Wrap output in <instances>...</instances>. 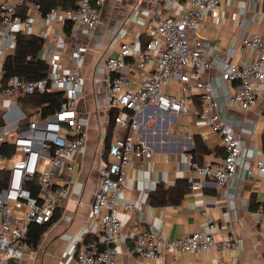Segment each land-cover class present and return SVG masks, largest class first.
Masks as SVG:
<instances>
[{
	"label": "crops",
	"instance_id": "1",
	"mask_svg": "<svg viewBox=\"0 0 264 264\" xmlns=\"http://www.w3.org/2000/svg\"><path fill=\"white\" fill-rule=\"evenodd\" d=\"M36 4L27 0L20 8L23 17L32 15L38 20L41 14ZM187 8L188 0H103L100 21L91 35L72 33L68 26L67 31L68 23L60 25L52 18L47 19L49 27L44 31L35 24L34 34L42 36L44 43L59 39L65 49L63 63L78 65L85 77L77 119L85 128L86 142L83 148L70 154L68 163L72 168H61L53 177L56 185L69 188V194L57 207L40 240L36 245L28 242L24 256L9 260L8 264H75L82 245L102 233L101 223L90 216V209L101 181L100 167L111 158L109 143L115 133L124 130L117 127L115 121L111 124L114 109L109 102L110 79L122 74L129 79L128 86L138 87L142 77L152 68L151 63L144 69L125 66L114 73L107 68L106 58L119 57L122 43L132 41L134 45L126 59L132 62L150 40V26L157 18L182 15ZM196 32L208 41L206 58L213 63L212 68L202 71L201 77L214 81L220 115L238 134L243 146L238 166L247 169L255 165L256 159H264V87L258 90L257 105L242 110L231 99L236 82L224 80L222 71L229 64L242 65L253 59L252 50L242 49V40L255 33L264 36V0H220L218 7L204 12ZM78 41L87 44L88 50L84 58L74 61L70 51ZM158 47L155 46L154 51ZM187 69L191 71L192 66ZM0 78L4 82L2 70ZM164 89L180 94L178 77L170 79ZM18 97H0V115L4 120L0 127L12 129L16 122L24 125L29 119L40 116L20 119L25 112ZM189 97L185 113L175 114L154 106L139 113L140 127L136 135L152 149V154L134 158L126 169L122 202H132L141 208L132 214L121 204L118 211L124 224L118 239L119 264H264V173L255 177L235 175L224 185L211 180L191 183L178 203L157 205L150 201L151 192L160 183L170 187L182 178L190 182L203 178L189 164L191 157L200 164H218L225 155L219 133L193 115L194 109L203 107L196 84ZM13 162V158H8L0 164V182L2 172L7 174V181ZM28 209L24 204L15 208V212L25 215ZM208 217L213 218L217 227L210 228ZM150 226L166 238L196 231L207 233L212 229L217 240L235 237L236 246L221 250L212 247L177 253L164 251L150 258L129 253L137 232Z\"/></svg>",
	"mask_w": 264,
	"mask_h": 264
},
{
	"label": "built area",
	"instance_id": "2",
	"mask_svg": "<svg viewBox=\"0 0 264 264\" xmlns=\"http://www.w3.org/2000/svg\"><path fill=\"white\" fill-rule=\"evenodd\" d=\"M27 0H5L0 2V70L4 72L5 58L16 47L17 34H34L35 24L44 31L49 27L47 19L52 18L60 25L68 23L72 33L90 34L96 29L101 17L103 0H74L70 9L51 7L44 14L41 5L35 7L41 14L23 15L20 8ZM220 0H188V8L182 15L165 16L156 19L150 26V40L140 50L132 62L126 59L134 45L126 41L121 45L119 57H107L106 66L111 72L121 71L125 66L152 68L142 77L138 87L128 86L129 79L115 74L110 79V106L117 110L115 125L123 132L113 135L108 152L110 160L100 167L101 181L95 193L90 216L102 226V233L82 245L77 251L75 264H119L118 239L123 230V222L118 217L121 204L132 214L141 208L124 201L126 169L136 157H150L152 149L140 142L136 131L140 127L139 113L148 106L175 114L185 113L194 85L200 91L203 107L194 109L195 119L217 131L223 141L225 155L218 164H200L192 157L189 164L203 176L191 180L192 184H202L211 180L224 185L235 175L255 177L264 173V159H256L255 165L240 169L238 160L243 146L238 134L221 117L216 85L211 79L201 77L204 69L213 67L206 58L208 41L196 32L207 9L218 7ZM159 46L154 51V47ZM243 50H252L253 59L242 65L229 64L222 71L226 81H235L236 89L232 101L242 110L254 108L258 103V90L264 87V36L255 33L242 40ZM88 46L76 42L70 51L74 61L84 58ZM64 45L59 39L43 43L40 56L48 64V75L37 80H25L18 76L0 80V97L20 96L45 91H59L63 94L60 108L48 117L29 119L24 125L14 123V128L0 127V146L12 143L13 153H0V164L13 158L8 170L5 186L0 185V264L21 259L29 243L27 237L31 224L50 222L57 207L69 194L67 186L56 185L53 177L61 168H72L68 163L70 154L85 145V128L77 119L79 101L85 90V77L81 68L66 65L62 61ZM5 60V61H4ZM191 65L192 70L187 67ZM5 74V73H4ZM178 77L181 93L175 94L164 89L172 78ZM1 79V78H0ZM194 82V84H193ZM21 113L20 119L26 118ZM28 185H31L28 186ZM32 185H34L32 187ZM26 204L28 211L18 215L15 208ZM260 213L263 209L260 208ZM204 214H207L204 211ZM210 228L217 227L212 217H208ZM196 231L175 238H166L153 227H143L135 238L129 253L144 257H156L164 251H199L215 247L219 250L235 247L236 239L228 236L217 240L213 231ZM220 264H227L221 262Z\"/></svg>",
	"mask_w": 264,
	"mask_h": 264
},
{
	"label": "trees",
	"instance_id": "3",
	"mask_svg": "<svg viewBox=\"0 0 264 264\" xmlns=\"http://www.w3.org/2000/svg\"><path fill=\"white\" fill-rule=\"evenodd\" d=\"M41 5L42 11L46 14L51 7H61L70 9L75 6L74 0H33ZM65 28L68 31V27ZM43 37L36 34L18 33L16 47L12 54H10L4 63V79L11 76H18L25 80H37L48 75V64L40 56L41 48L43 47ZM63 94L59 91H45L34 94H21L18 97L19 104L27 117L40 115L41 117H48L54 114L63 101ZM117 110L111 112V124L114 122V117ZM27 122V121H26ZM24 122V123H26ZM4 124L2 115H0V126ZM14 151L12 143L4 142L0 146V153H5L10 156ZM194 158V157H193ZM7 174H1V186L6 185ZM31 187V185H28ZM34 185H32L33 187ZM191 182L188 179H179L175 185L165 187L159 184L155 191L150 194V201L153 204L162 205L169 202L178 203L186 192L189 191ZM51 222V221H50ZM50 222L44 224H31L27 242L36 245L41 238L44 229Z\"/></svg>",
	"mask_w": 264,
	"mask_h": 264
}]
</instances>
